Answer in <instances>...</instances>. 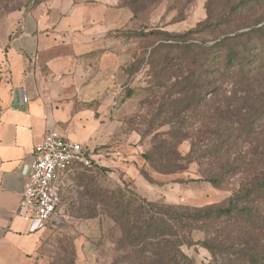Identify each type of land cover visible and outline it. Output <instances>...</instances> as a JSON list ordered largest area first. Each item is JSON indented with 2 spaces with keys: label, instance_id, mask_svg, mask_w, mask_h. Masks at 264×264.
Listing matches in <instances>:
<instances>
[{
  "label": "trees",
  "instance_id": "obj_1",
  "mask_svg": "<svg viewBox=\"0 0 264 264\" xmlns=\"http://www.w3.org/2000/svg\"><path fill=\"white\" fill-rule=\"evenodd\" d=\"M42 1L28 3L35 8ZM253 1L264 2L243 0L230 12L242 13ZM233 19L229 16L224 24ZM205 29L150 31L161 37L149 46L148 58L131 61V74L147 58L155 84L166 86L176 77L180 85L176 140H166L171 150L167 166L160 171L174 172L184 169V163L196 162L201 177L195 181L215 187L238 179L241 183L224 201L205 206L151 201L128 184L100 187L91 193V205H100V213L113 219L121 231L110 264H196L185 251L193 246L209 251L203 264H264V168L258 169L260 160L264 163V151L258 153L257 144L264 138V19L215 34L210 40L202 36ZM132 94L128 90L126 96ZM194 118H208L215 125L197 128L189 124ZM208 134L218 140L214 146L193 141L207 140ZM190 138L189 155H180L178 144ZM245 144L257 147L249 159L239 157V148ZM147 159L152 161V155Z\"/></svg>",
  "mask_w": 264,
  "mask_h": 264
},
{
  "label": "rangeland",
  "instance_id": "obj_2",
  "mask_svg": "<svg viewBox=\"0 0 264 264\" xmlns=\"http://www.w3.org/2000/svg\"><path fill=\"white\" fill-rule=\"evenodd\" d=\"M242 1L113 0V5L112 0H106L111 3L114 14L113 29L104 38V50L114 55H108L100 63L103 70L100 92L104 96L100 97V146L94 148L98 163L94 169L75 167L62 175L61 203L52 225L47 227L48 234L36 255L37 264L112 262L121 231L113 219L100 213V205L95 208L91 205V193L100 187L128 184L151 201L205 206L224 201L241 183L238 179L215 187L206 181H195L201 177L196 162L184 163V169L174 172L160 171L167 166L171 150L166 140H176L173 137L178 126L175 115L182 107V96L176 77L166 86L154 83L147 58L149 46L161 37L150 31L179 33L201 26L207 27L202 36L210 40L215 34L264 19V2L253 1L252 7L242 13H231V7L237 3L241 6ZM32 7L33 3L29 4L28 0H0V19ZM224 15L234 18L229 25L224 24L227 18L221 20ZM140 31L149 35H136ZM144 56L146 61L131 74V61H139ZM128 90L133 91L130 97L126 96ZM202 120L194 118L189 124L197 128L215 125L208 118ZM206 136L207 140L193 141L210 146L218 141L211 134ZM261 140L257 143L258 153L264 151V138ZM191 148L192 138L177 146L182 156L189 155ZM241 148V159L257 153L253 145L245 144ZM149 155L152 161L147 159ZM261 161L260 170L264 168ZM185 251L196 264H203L210 257L209 251L201 246L186 247Z\"/></svg>",
  "mask_w": 264,
  "mask_h": 264
},
{
  "label": "crops",
  "instance_id": "obj_3",
  "mask_svg": "<svg viewBox=\"0 0 264 264\" xmlns=\"http://www.w3.org/2000/svg\"><path fill=\"white\" fill-rule=\"evenodd\" d=\"M113 14L106 0H44L0 19V264H37L48 234L20 210L47 130L100 146V63L114 55L104 50Z\"/></svg>",
  "mask_w": 264,
  "mask_h": 264
},
{
  "label": "built area",
  "instance_id": "obj_4",
  "mask_svg": "<svg viewBox=\"0 0 264 264\" xmlns=\"http://www.w3.org/2000/svg\"><path fill=\"white\" fill-rule=\"evenodd\" d=\"M97 157L94 148L50 127L28 164L20 210L43 226L52 225L61 203L57 184L62 175L75 166L94 169Z\"/></svg>",
  "mask_w": 264,
  "mask_h": 264
}]
</instances>
